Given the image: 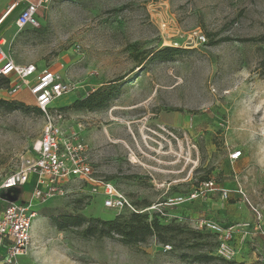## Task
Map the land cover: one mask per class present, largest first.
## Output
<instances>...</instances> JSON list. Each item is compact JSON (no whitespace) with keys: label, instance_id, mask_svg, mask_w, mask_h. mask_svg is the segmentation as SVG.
<instances>
[{"label":"rangeland","instance_id":"rangeland-1","mask_svg":"<svg viewBox=\"0 0 264 264\" xmlns=\"http://www.w3.org/2000/svg\"><path fill=\"white\" fill-rule=\"evenodd\" d=\"M13 19L0 26V37L14 60L60 72L74 86L54 100L55 108L123 76L105 107L61 110L62 128L79 132L99 176L138 209L188 196L212 179L232 190L228 199L209 192L163 212L199 231L207 232L196 227L201 219L224 227L248 221L253 230L248 239L234 232L229 259L217 253L212 238H202L201 248L188 246L187 238L182 248L164 251L153 238L123 245L83 237L79 228L59 231L51 215L109 220L116 214L81 186L84 191L36 204L32 245L20 264H264V234L253 228L252 209L264 218V41L243 40L264 38V0H52L38 12L39 27L19 30ZM200 35L206 42L199 43ZM166 46L185 51L136 67L140 52ZM12 100L29 109L0 108V182L31 156L44 129L28 93ZM232 151L241 157L231 160ZM238 186L244 197L233 191ZM30 189L23 186L17 201H27ZM202 252L213 259L191 261Z\"/></svg>","mask_w":264,"mask_h":264},{"label":"built area","instance_id":"built-area-1","mask_svg":"<svg viewBox=\"0 0 264 264\" xmlns=\"http://www.w3.org/2000/svg\"><path fill=\"white\" fill-rule=\"evenodd\" d=\"M52 0H13L0 13V26L12 15L17 29L40 26L38 12ZM199 43L206 42L200 35ZM6 82L0 84V99L12 100L14 96L26 92L39 108L44 118V129L40 138L32 147V154L16 171L10 173L0 182L1 190L21 188L31 184L30 197L27 201H6L0 199V264H20L19 257L26 255L32 245L31 231L33 218L37 215L36 204L53 198H63L71 193L84 191L85 186L92 196L99 195L103 206L116 214L122 212L158 211L163 215V206L184 203L186 199L200 197L209 192H218L220 199L230 197L232 190L220 186L212 179L201 181L199 186L188 196H177L157 203L145 209H138L125 194L114 187L110 180L99 176L94 163V152L82 141L79 132L67 133L62 128L63 113L52 106L54 100L70 93L74 86L66 81L60 72L53 69H40L33 63L20 64L14 60L9 51V44L0 37V78ZM79 125V124H78ZM241 157L240 151L230 153L231 160ZM244 197L240 186L233 190ZM19 192V194H20ZM18 194V196H19ZM20 197H17V199ZM255 215L254 229L260 227L262 214L253 208ZM172 214L167 217L171 218ZM198 229H206L217 235V253L224 258H231L233 234L236 229H248L247 222L224 227L219 222L201 219L195 222ZM162 250H171L170 245H162Z\"/></svg>","mask_w":264,"mask_h":264},{"label":"trees","instance_id":"trees-1","mask_svg":"<svg viewBox=\"0 0 264 264\" xmlns=\"http://www.w3.org/2000/svg\"><path fill=\"white\" fill-rule=\"evenodd\" d=\"M214 35V33L208 34L209 40L207 43L212 44V42H214ZM230 39L231 38L227 36L222 40L227 41ZM243 40L258 42L264 41V38L258 36L257 38L249 37L244 38ZM183 51H185V49L182 47L166 46L157 50H151V52H140V54L136 56V60L139 62L136 67H142L143 63L146 61L166 62L179 56ZM262 67H264V60L261 62V68ZM122 78L123 76L113 80L105 87L96 88L84 97H76L72 103L58 108V111L63 109H73L75 111L91 110L105 107L106 104L115 97L117 93L116 84L118 81H121ZM4 82H6V78L1 77L0 84ZM0 108H3L6 111H14L15 109H18L23 112H26L29 109L21 101H9L4 99H0ZM32 111L39 116L42 115L41 111L36 106L32 108ZM206 180L210 179L205 178V180L202 181ZM152 212L120 213L115 214L112 218H109V220L100 219L98 217L87 218L81 213H63L56 216L51 215L50 217L59 231L70 228H79V233L83 237L114 238L123 245H137L153 238L160 244V247L162 245L171 244V248L178 249L182 248V245L187 243V238H189L191 239V243H189L188 246L191 248H201L202 243L200 242L202 238H212L214 245L217 246V235L213 232L206 229L204 230L207 232L191 229L175 222L174 220L170 221V218L167 217V215H163L156 210ZM188 256V254L181 252L179 258L186 261ZM212 259V255L202 252L193 255L191 261L202 263Z\"/></svg>","mask_w":264,"mask_h":264},{"label":"crops","instance_id":"crops-1","mask_svg":"<svg viewBox=\"0 0 264 264\" xmlns=\"http://www.w3.org/2000/svg\"><path fill=\"white\" fill-rule=\"evenodd\" d=\"M7 1H10L9 3H7V2H5V0H0V8L1 7H3V10L1 11V12H3L7 7H8V5L13 1V0H7ZM2 2H4V3H2ZM0 12V13H1ZM11 17V16H10ZM9 17V18H10ZM67 105V104H66ZM21 196H22V194H21ZM20 196V197H21ZM263 220H264V218L262 219V221H261V223H260V227L258 228V229H255V230H257L259 233H261V234H264V222H263ZM236 224H238V223H236ZM235 231H238L239 233H240V235H242L241 236V238L240 239H248L250 236H249V234H251L252 232H253V230L252 229H250L249 230V227H248V229H241V228H238V229H236ZM250 231V232H249Z\"/></svg>","mask_w":264,"mask_h":264},{"label":"water","instance_id":"water-1","mask_svg":"<svg viewBox=\"0 0 264 264\" xmlns=\"http://www.w3.org/2000/svg\"><path fill=\"white\" fill-rule=\"evenodd\" d=\"M19 190L17 189H7V190H1L0 192V199H4L6 201L12 202L17 200V193Z\"/></svg>","mask_w":264,"mask_h":264}]
</instances>
